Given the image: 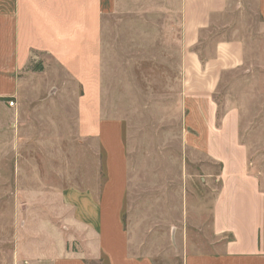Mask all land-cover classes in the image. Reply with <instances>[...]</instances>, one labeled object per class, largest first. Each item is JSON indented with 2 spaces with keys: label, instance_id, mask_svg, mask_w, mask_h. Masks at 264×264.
<instances>
[{
  "label": "crops",
  "instance_id": "obj_1",
  "mask_svg": "<svg viewBox=\"0 0 264 264\" xmlns=\"http://www.w3.org/2000/svg\"><path fill=\"white\" fill-rule=\"evenodd\" d=\"M120 4L0 0V197L12 196L18 212V197L47 196L37 150L53 148V138L36 123L34 111L24 110L20 102L53 99L54 79L62 83L63 76L77 89V139L105 152L102 186L92 194L71 192L81 202L65 201L69 208L84 203L89 209L85 216L76 214L79 220L73 211L74 226L86 229L82 250H68L66 240L54 238V226L46 221L41 225L44 232L31 234L28 248L20 247L23 242L15 229L17 264H87L102 257L107 264H155L150 256L131 251L122 218L128 177L121 123L103 119L101 111L103 20L118 13ZM228 7L229 0H180L185 143L218 164L220 182L210 207L212 248L186 251L182 264H264V171L249 169L247 150L239 142L237 112L228 111L218 124L213 99L223 74L243 64L245 45L240 39L211 45L201 41ZM257 15L264 26V0H257ZM58 127L57 133L68 132V120ZM39 132L45 136L42 142ZM48 163L52 161L45 156L42 165Z\"/></svg>",
  "mask_w": 264,
  "mask_h": 264
},
{
  "label": "rangeland",
  "instance_id": "obj_2",
  "mask_svg": "<svg viewBox=\"0 0 264 264\" xmlns=\"http://www.w3.org/2000/svg\"><path fill=\"white\" fill-rule=\"evenodd\" d=\"M120 1L118 13L103 20L101 111L103 119L121 123L128 177L123 224L133 253L155 264H182L186 251L212 248L210 207L220 182L218 164L185 143L180 0ZM231 39L244 42L245 55L240 67L221 77L213 95L216 119L220 124L228 111L237 112L239 142L257 174L264 171V26L257 0H229L222 19L201 36L208 45ZM53 81V99L20 102L53 138V148L37 150L48 193L18 197V212L12 196L0 197V264H17L15 229L20 247L28 248L31 234L44 232L46 221L54 238L61 235L68 250L81 251L86 229L74 226L73 211L85 216L89 209L84 203L69 208L65 201L81 202L71 192L92 194L106 178L103 148L79 141L74 132L76 87L63 76L62 83ZM63 120L70 129L57 133ZM43 135L37 134L39 142ZM45 156L52 163L42 165ZM87 264L107 263L102 257Z\"/></svg>",
  "mask_w": 264,
  "mask_h": 264
},
{
  "label": "built area",
  "instance_id": "obj_3",
  "mask_svg": "<svg viewBox=\"0 0 264 264\" xmlns=\"http://www.w3.org/2000/svg\"><path fill=\"white\" fill-rule=\"evenodd\" d=\"M8 105L10 106V107H13L14 106V102H8Z\"/></svg>",
  "mask_w": 264,
  "mask_h": 264
},
{
  "label": "trees",
  "instance_id": "obj_4",
  "mask_svg": "<svg viewBox=\"0 0 264 264\" xmlns=\"http://www.w3.org/2000/svg\"><path fill=\"white\" fill-rule=\"evenodd\" d=\"M36 69V68H35ZM37 69H41V68H37Z\"/></svg>",
  "mask_w": 264,
  "mask_h": 264
}]
</instances>
